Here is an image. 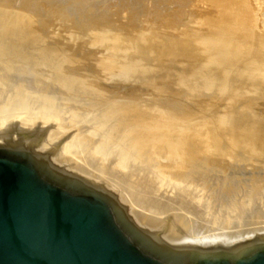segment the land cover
Masks as SVG:
<instances>
[{"label": "rangeland", "instance_id": "rangeland-1", "mask_svg": "<svg viewBox=\"0 0 264 264\" xmlns=\"http://www.w3.org/2000/svg\"><path fill=\"white\" fill-rule=\"evenodd\" d=\"M263 75L264 0H0V137L46 130L60 157L185 235L201 220L183 193L195 187L205 209L253 212L226 240L264 231ZM138 165L146 189L125 171ZM157 190L176 196L168 212Z\"/></svg>", "mask_w": 264, "mask_h": 264}, {"label": "water", "instance_id": "water-1", "mask_svg": "<svg viewBox=\"0 0 264 264\" xmlns=\"http://www.w3.org/2000/svg\"><path fill=\"white\" fill-rule=\"evenodd\" d=\"M2 134L0 264H264V232L226 245L166 241L112 190L70 171L46 130L12 124Z\"/></svg>", "mask_w": 264, "mask_h": 264}, {"label": "bare ground", "instance_id": "bare-ground-1", "mask_svg": "<svg viewBox=\"0 0 264 264\" xmlns=\"http://www.w3.org/2000/svg\"><path fill=\"white\" fill-rule=\"evenodd\" d=\"M262 4V2L260 1H256L255 3H254V16L255 17H258V11H259V9L261 8V6L263 5H261ZM260 12V11H259ZM254 18V17H253ZM260 28V27H259ZM260 32H261V30H260ZM225 50V49H224ZM226 52V51H225ZM7 67V66H6ZM264 76V75H263ZM77 98V97H76ZM45 110V109H44ZM49 110V109H48ZM164 122V121H163ZM161 125V124H160ZM160 126H157V127H154L149 133L150 134H155V133H157V132H160ZM149 133H148V135H149ZM153 134V135H154ZM164 134V133H163ZM3 135H5V136H3V137H0V142H5L4 140H5V138H7V136H8V134H3ZM97 135V134H96ZM173 135V134H172ZM166 136H161V139L160 140H162V141H165V138ZM185 137V136H184ZM191 137V136H190ZM114 138V137H113ZM164 139V140H163ZM83 140V139H82ZM81 139H80V141L78 140H76V146H82V141ZM169 140V139H168ZM186 141V140H185ZM192 141V140H191ZM103 142H105V141H103ZM53 143H54V138H53V142H52V146H51V151H53L57 156H59V152L57 151V149L56 148H52L53 147ZM107 143V142H106ZM171 143V142H170ZM189 143V142H188ZM192 143H193V141H192ZM100 144V143H99ZM113 144V143H112ZM197 145V144H196ZM103 146V143H102V145L100 144V145H98L97 147V149H95V151H94V153H96V154H99L98 156L100 157H104V156H102L103 154H105L106 152V150H105V148H104V146ZM110 146V145H109ZM189 146H191V145H189ZM107 149V148H106ZM108 150V149H107ZM189 151V150H188ZM232 151V150H231ZM108 153V152H107ZM113 153V152H112ZM183 154H186V151L184 152V150H183V152H182ZM189 153V152H188ZM108 154H110V153H108ZM135 155V154H134ZM187 155V154H186ZM97 156V155H96ZM107 156H109V155H107ZM60 157V156H59ZM115 157H117L118 158V154L115 156ZM120 157V156H119ZM187 157V156H186ZM190 157V156H189ZM131 158V157H130ZM184 158V157H183ZM60 159L62 160V162L64 163V165L70 170V171H72L75 175L76 174H80V175H82V176H84V177H86V178H89V179H91V180H94V181H97V182H100L102 185H104L106 188H108V189H110V190H112L115 194H116V198H117V200H118V202L120 203V204H123L124 205V207H125V210H126V212L130 215V217L132 218V220L137 224V225H139V226H143V227H146V228H148V230H160L161 231V237L163 238V239H165L166 241H169V242H172V243H186V244H183V245H213V244H224V245H226V244H230V243H232V242H235V241H239V240H243V239H248V238H250V237H252V238H256L260 233H261V236H263L262 235V233L264 232V231H261V232H258V233H254L253 235H251V236H247V237H245V238H242V239H240V238H237V239H230V240H226V238H228V237H234L232 234L233 233H231L232 231H233V229L230 227V226H233V225H238V224H242V223H244V222H246V221H248V219H249V216L250 215H252V213L253 212H251L249 209H247V208H240V207H237L236 206V204H235V207H237L236 208V210L235 211H233L232 209H234L235 207H231V205L229 204L227 207H224L223 209H220V208H214V207H212V208H214V209H205V203H202V202H200L199 200L197 201V200H195L194 199V196L196 195V194H193V193H197V192H199V190H200V188L199 187H195V188H198L199 190L197 191V192H189V189H187V191H183V193L185 192L186 193V196L189 198V200L193 203V205H194V207H195V209L197 210V213H199V215H200V217H201V220H200V222L199 223H197V221L195 220V223H194V230H193V232L192 233H188V235H185L184 233H183V230H184V225L182 224V222L181 221H177V220H173V218L171 219V218H168V219H166L165 221H164V223H161V224H157L154 220H150V219H144V218H142L139 214H137V212H135L134 210H132L131 209V207L129 206V204H128V200L127 199H125L124 197H123V195L122 194H120L119 192H117L113 187H111L110 185H108V184H105V183H103L102 181H100V180H98L99 179V175L98 174H95V177H93V174H87L83 169H81L80 168V165H77V166H73L70 162H68V161H66L65 160V158H62V157H60ZM98 159V158H97ZM96 159V160H97ZM98 161H99V163H101L100 162V160L98 159ZM117 161V160H116ZM118 161H119V159H118ZM124 161H126L125 160V158L124 159H121V161L120 162H118L117 164H115V165H117V166H121V167H124L123 166V164L122 163H125ZM129 161V160H128ZM131 161V160H130ZM205 162V161H204ZM211 162V161H210ZM116 163V162H115ZM143 163V162H142ZM209 163V162H208ZM132 164V163H131ZM145 164V163H144ZM130 166V165H129ZM147 166V165H146ZM146 166H142V165H138V166H135V167H131V168H129V170H125L126 171V173H129L127 176L128 177H131L132 179L130 180L131 181V183L134 185H139V186H137L139 189H141V187L142 188H144V189H146L145 187H148V185L150 184V183H152L150 180V178H146V176L148 175L146 172H147V170H146V176L144 175V174H141V173H139V171H140V167H141V169L143 168V167H146ZM139 169H138V168ZM152 168V167H151ZM96 169V168H95ZM124 169H125V167H124ZM137 169L139 170V171H137ZM145 169V168H144ZM146 169H148V167L146 168ZM123 170V169H122ZM150 172H152V170L150 171ZM148 173H149V170H148ZM150 175V174H149ZM155 174H153V176H154ZM161 175V174H160ZM123 175L122 174H120L119 173V178H121ZM125 176V175H124ZM156 176V175H155ZM163 175H161V177H162ZM157 178V177H156ZM159 178V177H158ZM163 178V177H162ZM161 178V179H162ZM167 178V177H166ZM115 179V178H114ZM182 179H184V178H182ZM145 180V181H144ZM154 180H156L155 179V177H154ZM181 180V179H180ZM118 183H121L120 181H119V179H117L116 180ZM122 181V183H124V181L123 180H121ZM158 181H160V180H158ZM157 181V182H158ZM146 182H149V183H146ZM160 183V182H159ZM182 183H183V181H182ZM186 183V182H185ZM183 185H185V184H183ZM183 185H180V186H183ZM191 185V184H190ZM193 185V184H192ZM175 186V185H174ZM180 186H178V187H180ZM188 186V185H187ZM194 186H196V185H194ZM183 187H185V186H183ZM186 188V187H185ZM190 188V187H189ZM190 190H191V188H190ZM193 190H194V188H193ZM145 191V190H144ZM144 191H140L141 193V196H139L137 199L138 200H140V201H143V203L144 202H152V200H153V197L151 198V196H152V194L151 193H154V192H152L151 191V193H149V195H151V196H149L148 194L147 195H142V192H144ZM155 193H157L158 194V196L160 197V199H158L157 200V202H155V203H153V207H154V211H156V212H164V211H167L168 212V208H170L169 207V202L168 201H170V200H176V196H170L171 198L172 197H174V198H170L169 196H167L166 197V195H164V194H162V193H160V190H159V192H158V190L157 191H155ZM154 193V194H155ZM235 194H236V192H235ZM263 194V193H262ZM137 195V194H136ZM234 195V194H233ZM232 195V196H233ZM251 195V194H250ZM164 196V197H163ZM240 196V195H239ZM137 197V196H136ZM169 197V198H168ZM228 197H230V196H228ZM237 198V197H236ZM235 198V199H236ZM241 198V197H240ZM201 199H202V197H201ZM203 199H205V198H203ZM207 199V198H206ZM233 199V198H232ZM238 199V198H237ZM236 199V200H237ZM245 199H246V197H245ZM244 199V200H245ZM229 200V199H228ZM241 200V199H240ZM249 200V199H248ZM251 200V199H250ZM249 200V201H250ZM204 201V200H203ZM205 201H207V200H205ZM226 201V200H225ZM242 201V200H241ZM246 201V200H245ZM215 202V201H214ZM219 202V201H218ZM229 202V201H228ZM238 202H239V200H238ZM243 202V201H242ZM140 203V202H139ZM142 203V205H144ZM150 203H149V205H150ZM226 203V202H225ZM231 203V202H230ZM241 203V202H240ZM170 204H172V203H170ZM221 204V203H220ZM151 205H152V203H151ZM150 205V206H151ZM219 205V204H218ZM224 205V204H223ZM222 205V206H223ZM244 205H247V203L246 204H244ZM264 205V204H263ZM122 206V205H121ZM149 206V207H150ZM181 206V205H180ZM214 206V205H213ZM185 208V207H184ZM207 208H208V206H207ZM210 208V207H209ZM150 209V208H149ZM152 210V209H151ZM153 211V210H152ZM233 212V213H232ZM138 213H139V211H138ZM191 213V212H190ZM235 213V214H234ZM153 214V213H152ZM156 214V213H155ZM163 214V213H162ZM165 214V213H164ZM145 215H146V213H145ZM157 215V214H156ZM191 215V214H190ZM264 220V219H263ZM255 222V221H254ZM261 222V221H260ZM157 224V225H156ZM235 227V226H234ZM250 227V226H249ZM253 228V227H252ZM237 234V233H236ZM248 235L250 234V233H247ZM235 235V234H234ZM216 239H225V240H223V241H219V240H216Z\"/></svg>", "mask_w": 264, "mask_h": 264}]
</instances>
